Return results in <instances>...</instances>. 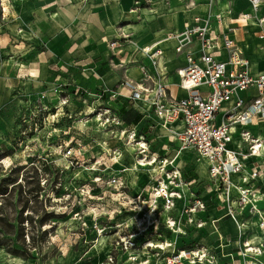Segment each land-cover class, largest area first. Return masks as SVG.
<instances>
[{
    "label": "crops",
    "instance_id": "0c3cea01",
    "mask_svg": "<svg viewBox=\"0 0 264 264\" xmlns=\"http://www.w3.org/2000/svg\"><path fill=\"white\" fill-rule=\"evenodd\" d=\"M19 1L21 4L17 9L20 22L21 24L24 22L29 30L28 34H23L22 41L24 46L28 45V50L21 53L23 49L16 47L17 45L10 42L6 36H0V54L8 55L6 61L13 59L16 62L15 66L12 65L13 67L8 70L0 64V120L3 122L0 135L14 136L22 132V123H18L17 119L24 112L25 104L29 105V102L39 100L40 96H43L44 103L53 107L59 100V95L61 96L69 90V87H72L70 95L73 99L70 101L77 102L76 109L79 108V113L84 112L86 107L85 103L79 100L81 97L93 99L97 104L107 102L125 117V126L144 133L149 147H152L155 139L162 142L161 135L169 140L170 130L164 127L162 120L153 109L145 106L142 101L133 102L127 97L128 91L122 85V81L125 79L140 81L143 78L141 66L143 63L150 65V60L145 57L141 49L159 42L163 49L160 64L166 73L169 89L177 99L186 97L187 91L182 87L183 71H181L186 65V56L184 53L176 52L175 40L167 39V35L183 30L187 24L193 23L197 16L205 15L210 9L209 0H191L190 7L180 0ZM135 2H140L144 6L141 7V11L134 9V6H137ZM260 2L259 15L264 16V0ZM5 9L8 10V8ZM211 10L223 14L224 19L220 30L228 32L250 59L251 74L257 76L264 73V37H260L259 33L260 28H264V23L263 25L255 24L259 20L257 15H251L246 18V21L240 23L235 22L240 15L252 11L250 0H215ZM135 18L138 20H134ZM216 26L219 29L218 25ZM225 58L226 54L223 51L219 59ZM105 89L116 90L119 94L110 97V93L106 91L100 97L99 95ZM77 92L79 97L74 100V97L78 96ZM256 93V88L251 87L242 95L246 100L251 101ZM71 105L67 106L70 113L76 110L71 109ZM256 119L258 120L243 128L248 129L264 142V118L256 117ZM218 120H221V114ZM171 126L178 129L180 123L176 122ZM239 129L241 127L234 134L232 147L247 151V143L238 145L241 141ZM70 132L72 134L75 131ZM115 132L119 136L120 131ZM153 132L156 136L154 135L153 139L148 138V133ZM75 133L80 138V133ZM93 133H98L95 127ZM171 140L180 142L175 136ZM87 142L85 145H89L90 140ZM96 144L107 145L103 141H97ZM129 144L128 141L124 145ZM190 150L195 157H199L204 162L208 181L211 182L206 161L200 158L194 149L182 150L177 161L174 160V154L177 151L175 150L171 159L173 167L179 168V160L185 158ZM150 155L144 153V157L149 158ZM152 155L156 157V154ZM132 160L131 169L141 170L138 171L137 179H139L140 173L143 175V172L149 171V165H138L136 157ZM194 160L196 159L190 158L184 162L185 165L189 162V165L193 166L191 169L184 168L183 174L187 180L186 173L190 171L198 173ZM259 160L261 163L264 162L262 158ZM248 164L250 165V162ZM157 167L159 168L158 165ZM146 173L143 175L145 186L148 182ZM199 174L201 177L205 175H201L200 172ZM159 179L162 177L159 176ZM191 188L192 185L181 187L182 199L176 201L174 208L164 209L163 205L160 208L161 220L167 222V219L173 221L171 217L176 219V226L173 229L178 232L180 224L185 233H177V236L168 238L157 234L165 242L154 236L153 239H157L155 245H162L163 249L162 247L151 248V251H156L151 253L148 250L150 246L146 244L140 250L128 249L125 253L127 262H133L134 256L137 261L143 260L145 264H158L152 263V259L166 261L168 255L172 256L173 253L178 254L181 251H188L189 254L175 264H245L246 261L251 260L250 256L244 258L240 249L243 240L250 241L252 245L264 243V232L259 228V217L251 215L248 209L241 214L240 218L246 220L247 226L244 229L246 234L240 237L235 220L227 215L226 207L219 204L218 192L216 190L210 192L203 185L200 192L190 190ZM146 193L150 198L153 196L149 190ZM195 195L207 202V208L195 209L191 214H184L186 199ZM236 195L237 193H234V196ZM160 201L163 204V200L160 199ZM261 206L264 208V202ZM148 214L154 215L152 212ZM188 215L194 220L193 223L188 222ZM200 221L203 224L197 226L196 224ZM148 243L154 245L151 240H148ZM197 250L200 253H206V256L199 258V255L194 254ZM138 251L146 252L148 259H145L146 256L141 257L144 253L140 255ZM163 251L166 252L164 259L157 254L159 252L162 254ZM260 259L264 262V253ZM11 264L21 263L13 258Z\"/></svg>",
    "mask_w": 264,
    "mask_h": 264
},
{
    "label": "rangeland",
    "instance_id": "374dc122",
    "mask_svg": "<svg viewBox=\"0 0 264 264\" xmlns=\"http://www.w3.org/2000/svg\"><path fill=\"white\" fill-rule=\"evenodd\" d=\"M20 4L19 0H0V36H6L16 47L23 49L21 53H25L28 45L24 46L22 42L23 34L29 30L24 22H20L17 9ZM135 4L136 11L144 7L140 2ZM7 58L8 55L0 54V64L8 70L16 62L13 59L6 61ZM72 89L69 87L62 97L59 95L51 112L44 110L39 100L29 102L30 106L25 104L24 112L17 119L22 123V132L14 136L0 135V264H11L13 258L21 264H145L134 256L132 259L136 261L127 262L126 250H140L151 240L154 245L148 250L153 253L156 251L151 248H164L155 245L157 239H153L154 236L162 240L157 234L164 238L178 235L168 225L169 219L167 222L161 220L160 208L164 203L160 200L156 203L158 213L148 214L153 207V196L150 198L146 192L149 190L153 194L159 187V181H162L158 180L159 176L165 182L169 180L165 171L174 167L166 163V159L171 161L177 150L174 154L177 161L181 151L186 149L181 148L180 142L161 135L162 142L155 139L152 147L146 145V153L151 155L144 157L135 142L118 136L117 132L110 131V127H101L100 117L96 115L98 111L89 114V106H98L93 99L85 104L88 114H80L79 108L76 109L77 102L70 101ZM60 103H63V112H59ZM69 104H72L71 109H76L72 119L65 114L69 112ZM25 117L27 122L23 121ZM2 126L0 120V128ZM94 127L98 133H93ZM67 131L80 133L73 145L79 157L73 162L64 156L65 145H59ZM154 135V132L148 133V138L153 139ZM89 140V145H85ZM97 141L107 145L100 146ZM128 141L130 144L124 145ZM117 149L121 151L119 156L115 152ZM152 154H156V160ZM133 156L138 159V165H149V171L145 172L147 186L144 185L145 173H140L141 177L137 179L141 170L131 169ZM190 158L197 159L194 161L198 172L190 171L185 175L192 181L190 190L200 192L203 185L208 191H215L216 186L208 181L207 173H202L204 162L191 150L179 160L181 172L184 168H193L189 162L184 164ZM140 159L152 163L143 165ZM165 163V171H162ZM152 166L156 167L155 171L150 170ZM199 172L206 174L201 177ZM138 252L148 259L146 252ZM159 253L158 256L164 259L166 252ZM167 257L169 262L154 258L152 263L175 264L171 255Z\"/></svg>",
    "mask_w": 264,
    "mask_h": 264
},
{
    "label": "built area",
    "instance_id": "2783aa9c",
    "mask_svg": "<svg viewBox=\"0 0 264 264\" xmlns=\"http://www.w3.org/2000/svg\"><path fill=\"white\" fill-rule=\"evenodd\" d=\"M146 1L150 2V0ZM180 1L187 7L192 4L191 0ZM214 1L209 0L210 9L205 15L197 16L194 22L187 24L183 30L167 35V39L175 40L176 52L184 53L186 56V65L181 70L183 80L189 82L185 86L182 84L187 91L186 97L177 99L169 89L166 73L160 64L163 49L159 42L141 49L145 57L150 60V65L143 63L141 66L143 78L140 81L125 79L122 85L128 91L129 99L133 102L142 101L145 106L153 109L162 120L164 127L170 130L169 138L177 137L184 146L194 149L200 158L206 161L211 182L218 192L219 204L226 207L227 215L235 220L242 237L246 234L244 229L247 223L240 216L246 209L251 215L259 217V228L264 232V208L261 206L264 202V162L261 163L259 160V158L264 160V142L248 129L243 128L251 124L253 118L264 117V73L252 75L250 59L228 32L220 30L224 17L221 12L211 10ZM259 2L260 0H250L252 11L240 15L235 22L246 21V18L252 14L257 15L259 20L264 22V16L259 15ZM259 33L260 37H264L262 28ZM223 51L226 58L219 59ZM251 87H255L257 93L249 101L242 93ZM106 91L110 93V97L119 94L116 90L105 89L99 96L102 97ZM43 98V96L39 98L43 109L51 112L52 107H45ZM79 100L88 104L89 98L81 97ZM88 108L91 110L89 114L98 111L96 115L100 117L101 127H110V131L113 132L118 130L121 137L125 136L129 141L131 139L144 141L147 145L144 133L125 126L123 115L107 102ZM65 114L67 118H73L72 113ZM23 121L27 122L26 117ZM176 122L180 123L178 129L171 126ZM239 127H241L238 130L241 141L238 145L247 143V151L232 147L234 134ZM64 135L66 136L59 145L61 147L65 145L64 156L73 162V159L79 157L73 147L77 133L71 135L68 131ZM119 149L115 151L117 156L121 154ZM147 149V147L141 148L142 152ZM165 166L166 163L162 171H165ZM165 174H170L174 186L171 185V188L166 183L159 182L160 190H157L159 193L155 198L157 201L162 199L163 203L172 209L183 195L181 188L176 186L179 184L190 186L191 182L184 178L183 172L177 167L171 171L166 170ZM162 180L164 182L163 177ZM113 181L118 182L115 178ZM234 193L237 195L234 196ZM207 206L203 198L195 195L186 199L184 212L191 214L194 209L204 210ZM151 212L154 215L158 213V207L153 205ZM187 220L189 223L194 222L190 215ZM202 224L203 222L200 221L196 225ZM169 226H176L175 220L174 224ZM177 233H185L180 224ZM240 253L244 258L251 257V260L246 261L245 264H264L260 259L264 253V243L252 245L250 241L243 240ZM176 256L179 254L176 253Z\"/></svg>",
    "mask_w": 264,
    "mask_h": 264
},
{
    "label": "bare ground",
    "instance_id": "6f19581e",
    "mask_svg": "<svg viewBox=\"0 0 264 264\" xmlns=\"http://www.w3.org/2000/svg\"><path fill=\"white\" fill-rule=\"evenodd\" d=\"M261 2H259V4H260ZM259 6V5H258ZM259 8V7H258ZM263 23L264 22H261L260 20H257L256 22H255V24H258V25H263ZM264 29V28H263ZM183 79V78H182ZM182 84L185 86V85H188L189 84V82L188 81H184V80H182ZM59 107V112H63V110H64V107H63V103H60V105L58 106ZM261 118H264V117H261ZM258 119H256V118H253L252 119V122H254V121H257ZM133 140H135V139H131L130 141H133ZM180 141V140H179ZM133 142H135L136 143V145L137 146H139V148L141 149V148H143V147H146V144L144 143V141H133ZM180 143H181V148H185V149H189L190 147H187V146H184L183 145V143L180 141ZM144 151V153L146 152V150H143ZM154 159L156 160V157H154ZM197 160V159H196ZM142 162V163H141ZM167 162H169V163H173V161H167L166 160V163ZM140 163L141 164H143V165H145V164H151L152 162L150 161V162H147V161H145V160H141L140 159ZM151 169V171H155L156 170V167L155 166H152V167H150ZM204 172H206V170L204 169V167H203V170H202V173H204ZM167 177H169V180H167V182H163V180L162 181H159L160 183H163V184H167L169 187H171V185H172V183H173V181H172V178H171V176H170V174H167ZM165 178H166V176H165ZM184 185H186V184H179V185H177L176 187H183ZM160 190L159 189V187L158 188H155L154 189V192H153V203H152V205H154V206H156V203L158 202L157 200H156V195H158V191ZM182 197V196H181ZM164 205V207L166 208V209H169L167 206H166V204H163ZM195 210V209H194ZM193 210V211H194ZM151 212V211H150ZM174 224V220L173 221H168V225H173ZM174 227V226H173ZM132 245V244H131ZM148 245V244H147ZM151 245H153V243L152 244H149L148 246H151ZM108 248H109V246H108ZM184 251H181V252H179L178 254H179V256H176V257H174L173 255L171 256L172 258H173V262H177V261H180L181 260V258L182 257H186L188 254H189V252L188 251H186L187 253H183ZM104 254H105V252H104ZM194 254H196L199 258H204L205 256H206V253H200V251L199 250H197L196 252H194ZM204 255V256H203ZM168 258V259H167ZM166 258V260L168 261L169 260V257H167ZM170 261H172L171 259H170ZM169 262V261H168Z\"/></svg>",
    "mask_w": 264,
    "mask_h": 264
},
{
    "label": "trees",
    "instance_id": "16d2710c",
    "mask_svg": "<svg viewBox=\"0 0 264 264\" xmlns=\"http://www.w3.org/2000/svg\"><path fill=\"white\" fill-rule=\"evenodd\" d=\"M124 120H125V117H124Z\"/></svg>",
    "mask_w": 264,
    "mask_h": 264
}]
</instances>
